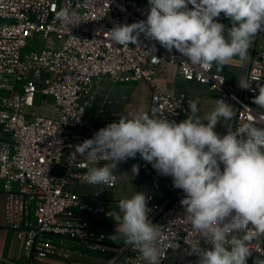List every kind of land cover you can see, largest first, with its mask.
<instances>
[{
  "label": "built area",
  "instance_id": "obj_1",
  "mask_svg": "<svg viewBox=\"0 0 264 264\" xmlns=\"http://www.w3.org/2000/svg\"><path fill=\"white\" fill-rule=\"evenodd\" d=\"M61 7L75 10L81 21L70 31L55 19ZM147 11L148 0H0V194L6 226L21 234L29 260L73 261L86 249L105 255L101 264H145L131 246L112 241V231L99 226L112 216L114 199L95 191L103 186L87 184L89 162L71 156L75 145L109 124L87 113L99 79L149 84L147 110L156 106L157 115L180 122L190 114L191 99L154 84L157 69L171 66L182 81L204 85L235 108V118L223 121L221 135L244 122L264 124V109L253 103L258 92L228 81L215 64L205 69L185 63L187 57L143 35L140 47L109 45L103 33L114 23L145 20ZM153 44L156 51L149 54ZM248 55L243 77L256 89L264 85V46L253 42ZM47 102L57 116L28 111ZM139 170L152 190L149 219L159 225L161 242L169 247L160 264H196L198 257L188 254L197 234L183 219L184 193L140 156ZM117 182L105 189L113 190ZM200 243L211 247L203 238ZM251 246L247 264L264 254V237Z\"/></svg>",
  "mask_w": 264,
  "mask_h": 264
},
{
  "label": "clouds",
  "instance_id": "obj_2",
  "mask_svg": "<svg viewBox=\"0 0 264 264\" xmlns=\"http://www.w3.org/2000/svg\"><path fill=\"white\" fill-rule=\"evenodd\" d=\"M221 13L230 26L219 22ZM55 19L69 31L81 22L68 7L59 8ZM262 32L264 0H148L145 20L114 23L103 35L109 45L123 47H140L143 35L169 53L175 49L188 58L185 63L205 69L215 64L220 71L234 58L247 62L248 49ZM155 51L153 44L147 52ZM252 81L242 76L239 87L257 91L253 103L264 109V85L252 89ZM198 103L188 101L190 114L180 122L157 115L156 106L129 112L75 145L71 156L76 160L79 154L89 162L84 180L103 190L116 183L118 164L139 154L184 193L183 219L197 234L188 243V254L198 257L196 264H247L252 242L264 237V124L244 122L221 135L216 126L234 119L235 108L217 99L201 118ZM100 161L106 163L98 166ZM138 173L134 164L132 175ZM149 199L146 192L136 191L118 201L112 239L131 246L145 264H160L169 247L161 242L159 225L149 219ZM200 238L211 247H201ZM253 264H264V254Z\"/></svg>",
  "mask_w": 264,
  "mask_h": 264
},
{
  "label": "crops",
  "instance_id": "obj_3",
  "mask_svg": "<svg viewBox=\"0 0 264 264\" xmlns=\"http://www.w3.org/2000/svg\"><path fill=\"white\" fill-rule=\"evenodd\" d=\"M218 19L219 22L224 23L226 26H230V21L224 17L223 13H221V16ZM258 35L254 38V43L256 44H258ZM258 45L264 46L261 44ZM245 64L246 62L242 63L238 60V58H234L232 62H230L228 65H225L219 72L223 74L228 81L235 82L244 75ZM166 75L169 77V79H166ZM175 79L181 81V83L183 82L185 84H189L188 82L182 81L178 77L175 68L171 66H161L157 69L154 84L165 91L174 93L185 92L188 98H191L189 95V86H180L175 82ZM139 82L140 83L137 86L131 88L125 87L121 90L111 91L108 94V96H110L109 99L111 103L105 99L103 101L104 105H97L96 107L91 106L89 110L90 116L96 117L101 123H112L118 122L119 117L125 116L129 112L136 111L140 108L147 110L151 86L143 81ZM193 85L194 87H197L196 83ZM98 88L99 87L97 83V94L100 93ZM100 95L102 96L103 93H100ZM125 97H129L130 100L128 102L124 101L123 99ZM100 107L105 108V112L102 114H99L98 109ZM223 121L224 120H221L222 123L220 122V128L218 131H216L218 125L215 128V131L218 134H220L222 129ZM134 164L139 165V154H137L135 159H128L127 162L118 164L116 171L118 182L116 188L113 190H99L100 188H97L95 190L101 196L114 199V202L110 206L111 210L113 211L118 212V201L120 199L131 197L136 191H144L147 194L151 192L149 182L146 177L142 176L140 170L137 175H132V166ZM3 200L4 197L0 194V264H101L105 260V255L98 252L88 251L86 249H83L82 258H78L73 261H65L53 258L33 260L25 258L23 254V238L21 234L6 226L3 214ZM113 220V215L106 217L102 220L101 225L99 226L101 228L111 230L115 235L117 225ZM112 241L119 242L121 240L112 239Z\"/></svg>",
  "mask_w": 264,
  "mask_h": 264
},
{
  "label": "rangeland",
  "instance_id": "obj_4",
  "mask_svg": "<svg viewBox=\"0 0 264 264\" xmlns=\"http://www.w3.org/2000/svg\"><path fill=\"white\" fill-rule=\"evenodd\" d=\"M258 44L264 45V32L259 33ZM25 50L29 51L30 48L28 47ZM164 66L168 67L167 65H164ZM166 79H169V77L167 75H166ZM175 82L180 86L181 85L189 86V95L191 96L192 100H197V99L199 100L198 108L200 109L199 115L201 116V118H203L204 115H206L207 113H210L214 109L215 100H217V98H216L215 94L210 92L208 90V88H206L204 85L196 84L197 87H194V85H193L194 82H188L189 84H185L183 82L181 83V81H179L177 79H175ZM97 83H98V87H99L98 88L99 92L103 93V95H106L107 97L103 96V95L101 96L100 93L97 94V90H96ZM139 83L140 82L114 83V82L110 81V79H108L107 77H103V78L99 79L93 88V91L95 93V98L92 101L91 105L88 106L87 113L90 115L89 110H90L91 106L96 107L97 105H102V104L104 105L103 101L105 99L108 100L109 103H111L110 99H109L110 96H108V94L111 91L121 90L125 87L131 88V87L137 86ZM123 100L128 102L130 100V98L125 97ZM28 111L30 113L40 114V115H45V116H50V117H55L58 114V112L54 108V106L48 102L42 103L40 106L35 107V108H29ZM219 128H220V123L218 124L216 131H218Z\"/></svg>",
  "mask_w": 264,
  "mask_h": 264
}]
</instances>
